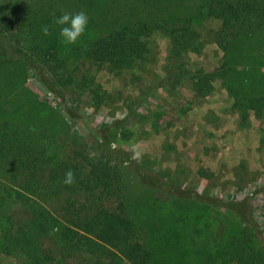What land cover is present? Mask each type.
Masks as SVG:
<instances>
[{"label": "rangeland", "instance_id": "374dc122", "mask_svg": "<svg viewBox=\"0 0 264 264\" xmlns=\"http://www.w3.org/2000/svg\"><path fill=\"white\" fill-rule=\"evenodd\" d=\"M84 2L0 0L3 5L47 3L46 15L56 10H84L94 13L95 17L106 13L104 7L94 10ZM5 24L8 25L6 29H1L7 34L19 30L23 35H19L18 43L13 40V45L20 46L23 38L27 40L26 23L19 28L16 21L13 27L8 22ZM191 27L201 44L198 53L188 52L181 57L173 55L167 36L162 31H156L146 38L149 47L146 59L131 69L113 71L91 64L84 56L72 55L66 61V71L73 76L63 93L67 105L47 91L36 77L35 70L0 41V60L19 67L21 71L13 85L16 95L11 101L5 95L0 99L11 120L15 123L21 120L22 131L27 126L34 130L38 143L32 150V158L42 157L37 173L40 192L34 195V199L52 217L61 223L66 222V214L76 210L81 203L88 204L85 198L97 200L104 207H111L110 202L117 198L113 188L109 194L101 191V187L95 194L83 188L72 192L67 189L57 191L59 177L51 180L49 175L58 161H67L69 167L81 169V173L88 171L90 160L96 155L94 136L105 135L111 148L120 149L129 157L122 166L111 162L107 169L108 174L122 183L121 202L124 194L126 199L138 197L141 187L157 195L148 196L154 197L155 205V197L158 198L157 206L148 204L146 215L139 216L150 224L146 227L150 230L147 234L151 237L164 235L162 230L168 227V216L170 213L174 216L181 199L166 191L152 187L147 189L148 186L127 172V167L132 164L139 165L145 172L152 171L163 176L169 183L191 188L208 197L210 202L203 206L193 203L191 198L189 202L182 203L180 211L183 216H188L196 208L206 209L203 212L204 221L214 225L209 234L197 242L203 244L206 251L216 253V260L212 262L205 255L199 264H239L238 255L245 262L259 248L251 236V228L249 235L246 234L241 213L217 205L215 201L241 203L239 210L244 211L247 219L254 224L264 247V111L256 113L248 110L245 115L236 111L233 108L234 98L222 81L214 77L208 82L203 80L200 86L196 85L191 76L209 75L223 62V51L215 41L221 22L207 16L197 17ZM0 86L4 87L5 82L0 80ZM34 104L37 108L32 107ZM19 113L22 117L16 122L13 117ZM38 129H41L40 132ZM4 167L0 169L2 238L8 229H16L30 218L28 206L16 197L18 192L24 196L27 194L20 190L26 171H16V180H13L10 167ZM140 190L143 195V189ZM69 200L73 203H68ZM55 231L40 242L42 251L54 258L47 264H107L109 256L100 257L104 260L100 262L98 257L101 254L92 255L77 247L68 255H62ZM190 233L188 231V239ZM242 234L246 236L245 240H242ZM240 242L243 248L224 261L222 254L227 246L235 250L241 247ZM260 254V257H254L256 263L250 264H264L261 250ZM0 264H24V259L0 248ZM122 264L134 263L123 259Z\"/></svg>", "mask_w": 264, "mask_h": 264}, {"label": "trees", "instance_id": "16d2710c", "mask_svg": "<svg viewBox=\"0 0 264 264\" xmlns=\"http://www.w3.org/2000/svg\"><path fill=\"white\" fill-rule=\"evenodd\" d=\"M83 1H85L84 5L94 10L104 7L106 13L95 17L94 13L87 12L90 20L88 30L81 38L82 43L67 49L59 46L54 31L50 32L48 37H43L40 33V26L49 23L53 13L59 15L61 12L56 10L46 15L47 3L24 6L17 3L0 4L2 26L0 41L18 54L24 64L35 70L36 77L46 90L55 94L66 105L63 93L73 80V76L66 71V61L72 55L84 56L91 64L113 71L131 69L146 59L149 52L146 38L156 31H162L167 36L173 55L181 57L188 52L198 53L201 44L191 27L192 21L197 17L207 16L221 22V27L215 34V41L223 51V62L215 72L209 75L191 76L192 80L200 86L203 80L208 82L213 77L219 79L234 98L233 108L236 111L244 115L248 110L256 113L264 111V0ZM102 16L106 17L102 19ZM15 21L18 23L17 28L25 23L28 28V34L25 36L27 40L23 38L20 46L11 43L13 40L18 43L17 39L22 35L19 30L7 34L1 29H6L8 26L5 22L13 27ZM18 73H21L19 67L0 60V80L5 82L4 87L0 86V98L5 95L7 100L11 101L16 95L13 85L18 80ZM199 89L203 88L199 87ZM206 89L210 91V87ZM91 93L97 96L94 91ZM32 107L37 108V104ZM20 114L13 117L16 122L22 117ZM9 116L0 99V120L5 118L0 121V169L5 168L4 166L10 167V176L13 180H16V171H26V179L20 190L27 194L24 196L18 192L16 197L22 199L28 206L30 218L22 226L8 229L4 237H0V248L8 253L21 255L24 264H47L54 258L51 254L42 251L40 242L56 229L54 234L62 255H68L77 247L92 255L101 254L98 257L100 262H104L100 257L107 255L109 256L107 264H122L124 258L107 245L122 204V183L108 174L107 169L111 162L122 166L129 159L127 153L111 148L110 142L105 140V135L94 136L96 155L90 160L88 171L81 173V169L69 167L67 161H58L53 165L49 175L51 180L59 177L57 191L67 189L72 192L76 188L78 190L83 188L95 194V191L101 187V191H106L108 194L113 188L112 190L117 194L113 205L108 198L111 207H104L97 200L91 201L85 198L88 204L81 203L76 210L66 214V222L61 223L34 199L36 197L34 195L40 192L37 173L42 160L41 156L32 158V150L38 143L34 130L27 126L22 131L19 125L22 123L21 120L15 123ZM40 130L38 129L39 132ZM69 168L74 173L75 183L65 186L61 180L65 170ZM141 168L136 164L129 165L127 169L125 167L127 172L140 183L176 194L181 199V204L164 231L150 264H199L202 263L201 260L205 255L214 262L216 253L206 251L203 244L199 241L201 244L199 245L197 242L202 237H206L214 226L204 221L203 212L206 209L196 208L190 211L188 216L180 214L183 202L187 203L192 198L193 203L203 206L210 202L209 198L191 188L169 183L163 176L152 171L145 172ZM70 202L71 200L68 201ZM126 202L128 203V200ZM215 202L228 210H237L241 213L246 234L249 235L251 228V236L257 243L259 251L249 255L245 262L244 258L238 255L237 261L239 264L256 263L254 257L262 255L260 250L264 253V247L260 242L262 238L254 224L247 219L246 213L239 210L242 204L232 201ZM123 219L129 221L130 217L125 216ZM191 224L192 226L188 227ZM188 231H191L190 239L187 238ZM241 238L245 240L246 236L242 234ZM240 245L241 247H237L236 251L227 246V250L222 254L223 260H228L240 251L243 248L241 242Z\"/></svg>", "mask_w": 264, "mask_h": 264}, {"label": "crops", "instance_id": "0c3cea01", "mask_svg": "<svg viewBox=\"0 0 264 264\" xmlns=\"http://www.w3.org/2000/svg\"><path fill=\"white\" fill-rule=\"evenodd\" d=\"M145 188L141 187L140 189H143V195L139 189V196L135 198L129 197V199H126V195L124 194L114 230L107 243L112 250L120 254L126 261L135 264H150L163 236L160 237L155 234V236L151 237L147 234L150 230L146 227H149L150 224H146L141 220V217H139L146 215L145 210L148 204L150 206L154 204V197L148 198V196L150 194L157 196L156 194L144 191ZM148 188L149 187H147V189ZM157 199L158 198L155 197V206L158 204ZM126 200H128V203ZM145 200L147 202H144ZM124 214L130 217L129 221L123 219L125 217ZM172 216V213L168 216V225ZM164 230L163 228L162 232H164Z\"/></svg>", "mask_w": 264, "mask_h": 264}, {"label": "clouds", "instance_id": "9594fccd", "mask_svg": "<svg viewBox=\"0 0 264 264\" xmlns=\"http://www.w3.org/2000/svg\"><path fill=\"white\" fill-rule=\"evenodd\" d=\"M90 16L84 10L62 11L59 15L52 14L51 21L40 26V33L48 37L54 31L57 43L62 49L82 43V37L88 30ZM61 183L71 186L75 183L72 169L65 170Z\"/></svg>", "mask_w": 264, "mask_h": 264}]
</instances>
